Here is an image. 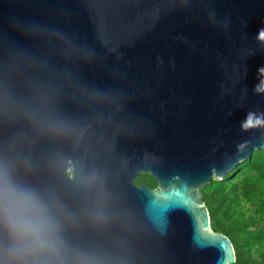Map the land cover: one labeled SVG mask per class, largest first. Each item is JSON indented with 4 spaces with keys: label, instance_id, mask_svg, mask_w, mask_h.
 I'll return each mask as SVG.
<instances>
[{
    "label": "water",
    "instance_id": "obj_1",
    "mask_svg": "<svg viewBox=\"0 0 264 264\" xmlns=\"http://www.w3.org/2000/svg\"><path fill=\"white\" fill-rule=\"evenodd\" d=\"M263 149L264 0H0V164L89 264H234L201 190Z\"/></svg>",
    "mask_w": 264,
    "mask_h": 264
},
{
    "label": "clouds",
    "instance_id": "obj_2",
    "mask_svg": "<svg viewBox=\"0 0 264 264\" xmlns=\"http://www.w3.org/2000/svg\"><path fill=\"white\" fill-rule=\"evenodd\" d=\"M0 264H89L70 248L59 205L0 164Z\"/></svg>",
    "mask_w": 264,
    "mask_h": 264
},
{
    "label": "trees",
    "instance_id": "obj_3",
    "mask_svg": "<svg viewBox=\"0 0 264 264\" xmlns=\"http://www.w3.org/2000/svg\"><path fill=\"white\" fill-rule=\"evenodd\" d=\"M137 186L156 188L148 174ZM214 233L226 236L235 252L234 264H264V149L201 190Z\"/></svg>",
    "mask_w": 264,
    "mask_h": 264
},
{
    "label": "snow or ice",
    "instance_id": "obj_4",
    "mask_svg": "<svg viewBox=\"0 0 264 264\" xmlns=\"http://www.w3.org/2000/svg\"><path fill=\"white\" fill-rule=\"evenodd\" d=\"M159 218V217H158ZM160 219V218H159ZM203 227H207V224L206 222L203 223L202 225ZM201 241L202 243L207 246L208 242L209 241H215V244L213 246H217V247H224V245L220 242V240L215 237V236H211V235H208V234H204V233H201Z\"/></svg>",
    "mask_w": 264,
    "mask_h": 264
},
{
    "label": "flooded vegetation",
    "instance_id": "obj_5",
    "mask_svg": "<svg viewBox=\"0 0 264 264\" xmlns=\"http://www.w3.org/2000/svg\"><path fill=\"white\" fill-rule=\"evenodd\" d=\"M143 174H146V173H143ZM143 174H141V175H143ZM151 189H154V188H151Z\"/></svg>",
    "mask_w": 264,
    "mask_h": 264
}]
</instances>
